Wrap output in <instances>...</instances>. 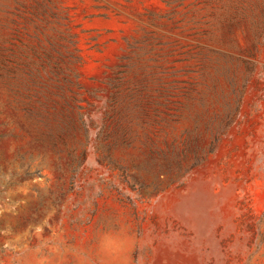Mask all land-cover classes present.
<instances>
[{
  "label": "rangeland",
  "instance_id": "1",
  "mask_svg": "<svg viewBox=\"0 0 264 264\" xmlns=\"http://www.w3.org/2000/svg\"><path fill=\"white\" fill-rule=\"evenodd\" d=\"M0 264H264V0H0Z\"/></svg>",
  "mask_w": 264,
  "mask_h": 264
}]
</instances>
